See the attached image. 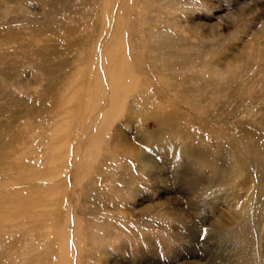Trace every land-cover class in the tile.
Instances as JSON below:
<instances>
[{"label":"rangeland","instance_id":"rangeland-1","mask_svg":"<svg viewBox=\"0 0 264 264\" xmlns=\"http://www.w3.org/2000/svg\"><path fill=\"white\" fill-rule=\"evenodd\" d=\"M263 147L264 0H0V264H264Z\"/></svg>","mask_w":264,"mask_h":264},{"label":"bare ground","instance_id":"bare-ground-1","mask_svg":"<svg viewBox=\"0 0 264 264\" xmlns=\"http://www.w3.org/2000/svg\"><path fill=\"white\" fill-rule=\"evenodd\" d=\"M78 37V36H77ZM73 38V37H72ZM78 41H80V40H78ZM80 43V42H79ZM76 44V43H75ZM41 47V46H40ZM98 47V46H97ZM128 47H130V46H128ZM39 49V48H38ZM42 49V48H41ZM113 50V49H112ZM135 51V50H134ZM133 51V52H134ZM131 52V51H130ZM129 52V53H130ZM128 54V53H127ZM132 55V54H131ZM136 56V55H135ZM87 57V56H86ZM129 57H130V55H129ZM135 59V58H134ZM134 61V60H133ZM139 62V61H138ZM87 64H89V63H87ZM138 64H140V63H138ZM138 67V66H137ZM141 67V66H140ZM146 67V66H145ZM144 68V67H143ZM128 70H130V69H128ZM137 70H139V69H137ZM145 70V69H144ZM98 72V71H97ZM139 72V71H138ZM127 74V73H126ZM146 74V73H145ZM134 75V74H133ZM148 75V74H147ZM193 75V74H192ZM143 76V75H142ZM141 76V77H142ZM149 76V75H148ZM149 80V79H148ZM188 80V79H187ZM134 81V80H133ZM171 81V80H170ZM184 81H185V79H184ZM110 82V81H109ZM169 82V81H168ZM187 83V82H186ZM141 85V84H140ZM180 85H182L181 83H180ZM179 85V86H180ZM214 85V84H213ZM227 85V84H226ZM171 86V85H170ZM215 86V85H214ZM169 87V86H168ZM189 87V86H188ZM212 87V86H211ZM171 89H172V87H170ZM206 88V87H205ZM216 88V87H215ZM210 89V88H209ZM214 89V88H213ZM167 90V89H166ZM169 91V90H168ZM175 91V90H174ZM213 91V90H212ZM215 91V90H214ZM121 92V91H120ZM179 92V91H178ZM177 92V93H178ZM194 92H195V90H194ZM198 92V91H197ZM197 92H195V93H197ZM173 93V92H172ZM180 93V92H179ZM179 93H178V95H179ZM194 93V94H195ZM205 93H207V92H205ZM211 94V93H210ZM182 95H183V93H182ZM186 95V94H185ZM189 95V94H188ZM196 95H198V94H196ZM202 95V94H201ZM200 95V96H201ZM171 96V95H170ZM176 96L177 95H175L174 97L176 98ZM180 97H181V95H179ZM184 96V95H183ZM120 98V97H119ZM171 98V97H170ZM178 98V97H177ZM186 98V97H185ZM197 98V97H196ZM187 99V98H186ZM185 99V100H186ZM144 100V99H143ZM173 100V99H172ZM153 101V100H152ZM187 101V100H186ZM143 102V101H142ZM128 103V102H127ZM192 103V102H191ZM130 107H133L132 105L130 106ZM189 107V106H188ZM194 107V106H193ZM145 108V107H144ZM142 110V109H141ZM137 111V110H136ZM53 112V111H52ZM55 112V111H54ZM179 112V111H178ZM201 112V111H200ZM150 114V113H149ZM164 115V114H163ZM176 116V115H175ZM169 118V117H168ZM261 118V117H260ZM177 122V121H176ZM215 124V123H214ZM165 126V125H164ZM168 126V125H167ZM170 126V125H169ZM218 127V126H217ZM244 128V127H243ZM242 128V129H243ZM179 130V129H178ZM172 132V131H171ZM250 134V133H249ZM223 135H225V134H223ZM234 135V134H233ZM245 136V135H244ZM250 136V135H249ZM243 137V136H242ZM205 140V139H204ZM232 140V139H231ZM231 143V142H230ZM254 144V143H253ZM261 144V143H260ZM221 145V144H220ZM223 145V144H222ZM251 147V146H250ZM259 147V146H258ZM264 148V147H263ZM105 149V148H104ZM126 149V148H125ZM248 149H249V147H248ZM136 149L135 148H133V147H131V146H129V145H127V149H126V152H128V153H133V155L134 154H136L135 151ZM253 150V149H252ZM256 153V152H255ZM263 155V154H262ZM258 157V156H257ZM261 160V159H260ZM262 161H264V159L262 160ZM231 162V161H230ZM245 164H246V162H245ZM264 165V164H263ZM249 172V171H248ZM247 174V173H246ZM260 174V173H259ZM263 174V173H262ZM257 180V179H256ZM264 183V182H263ZM264 197V196H263ZM29 201V200H28ZM244 211V210H243ZM244 213V212H243ZM264 254V253H263Z\"/></svg>","mask_w":264,"mask_h":264}]
</instances>
